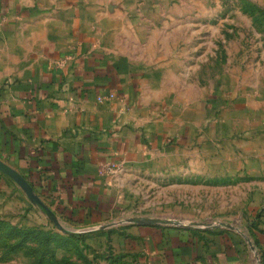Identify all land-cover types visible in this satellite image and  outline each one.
<instances>
[{"label":"crops","instance_id":"0c3cea01","mask_svg":"<svg viewBox=\"0 0 264 264\" xmlns=\"http://www.w3.org/2000/svg\"><path fill=\"white\" fill-rule=\"evenodd\" d=\"M154 1L0 0V168L28 179L74 226L102 224L118 210L130 176L182 147L189 155L169 160L173 172L155 174L156 181L191 187L232 175L253 182L254 248L221 237L207 248L191 226L137 220L118 239L125 253L146 264H253L252 256L264 264V88L217 91L216 105H201L198 123L189 106L179 125L160 101L157 71L142 59L153 42L144 38L157 31L145 14ZM110 93L113 98L98 99ZM226 101L233 118L230 159L220 156L217 143L212 156L204 142L210 130L223 129ZM194 150L198 158L190 156ZM112 162L117 171L99 172Z\"/></svg>","mask_w":264,"mask_h":264},{"label":"rangeland","instance_id":"374dc122","mask_svg":"<svg viewBox=\"0 0 264 264\" xmlns=\"http://www.w3.org/2000/svg\"><path fill=\"white\" fill-rule=\"evenodd\" d=\"M146 12L157 31L144 38L153 42L142 59L157 71L160 101L179 125L189 106L198 123L201 105H216L217 91L246 94L264 88V0H155L145 5ZM203 93L206 100L200 98ZM227 103L223 129L219 134L210 130L204 142L212 156L217 143L220 156L230 159L233 118ZM195 133L192 148L198 149ZM198 151L190 156L198 158ZM186 155L182 147L165 152L154 169L128 178L118 210L107 222L79 226L60 216L28 179L0 168V264H146L118 242L137 220L191 226L207 248L220 237L224 244L239 239L246 249L254 248V214L248 209L253 182H237L232 175L222 182L191 181V187L183 181H156L155 174L173 172L169 160ZM199 169L195 165L192 172ZM252 258L261 264L258 256ZM197 264L214 263L202 259Z\"/></svg>","mask_w":264,"mask_h":264},{"label":"built area","instance_id":"2783aa9c","mask_svg":"<svg viewBox=\"0 0 264 264\" xmlns=\"http://www.w3.org/2000/svg\"><path fill=\"white\" fill-rule=\"evenodd\" d=\"M113 97H114V94L110 93V94H108V95H106V96L99 97L98 99L101 101V100H103V99L113 98ZM119 168H120V167H119L118 164L112 162V163H110V164H106L105 166H101V167L99 168V172H100V173H104V172L113 173V172L117 171ZM104 170H105V171H104Z\"/></svg>","mask_w":264,"mask_h":264}]
</instances>
